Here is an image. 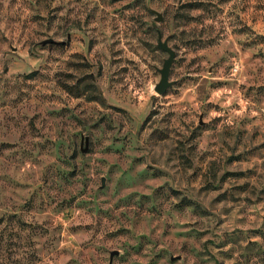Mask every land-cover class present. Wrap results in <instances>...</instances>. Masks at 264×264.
<instances>
[{"label":"rangeland","instance_id":"1","mask_svg":"<svg viewBox=\"0 0 264 264\" xmlns=\"http://www.w3.org/2000/svg\"><path fill=\"white\" fill-rule=\"evenodd\" d=\"M0 264H264V0H0Z\"/></svg>","mask_w":264,"mask_h":264},{"label":"water","instance_id":"2","mask_svg":"<svg viewBox=\"0 0 264 264\" xmlns=\"http://www.w3.org/2000/svg\"><path fill=\"white\" fill-rule=\"evenodd\" d=\"M161 19H162V15L158 13V20ZM43 43L48 44V43H62V42L50 38L45 40ZM159 45L162 49L166 50L169 53V57L165 60L163 67L159 68V71L161 73V79L155 87V90L158 93L164 94L167 91V89L174 84V81H170L169 77H170L171 66L175 59L176 53L174 49L169 46L168 41H163L161 36L159 38ZM103 185H104V181H103Z\"/></svg>","mask_w":264,"mask_h":264}]
</instances>
